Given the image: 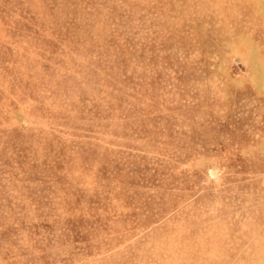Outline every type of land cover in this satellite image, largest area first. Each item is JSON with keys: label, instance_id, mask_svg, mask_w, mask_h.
<instances>
[{"label": "rangeland", "instance_id": "obj_1", "mask_svg": "<svg viewBox=\"0 0 264 264\" xmlns=\"http://www.w3.org/2000/svg\"><path fill=\"white\" fill-rule=\"evenodd\" d=\"M0 264H264V0H0Z\"/></svg>", "mask_w": 264, "mask_h": 264}]
</instances>
